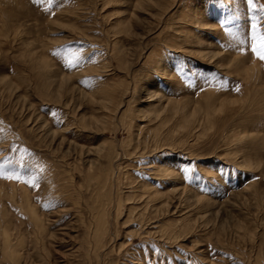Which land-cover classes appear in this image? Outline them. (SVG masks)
<instances>
[{
    "label": "rangeland",
    "instance_id": "rangeland-1",
    "mask_svg": "<svg viewBox=\"0 0 264 264\" xmlns=\"http://www.w3.org/2000/svg\"><path fill=\"white\" fill-rule=\"evenodd\" d=\"M262 6L0 0V264H264Z\"/></svg>",
    "mask_w": 264,
    "mask_h": 264
},
{
    "label": "snow or ice",
    "instance_id": "snow-or-ice-1",
    "mask_svg": "<svg viewBox=\"0 0 264 264\" xmlns=\"http://www.w3.org/2000/svg\"><path fill=\"white\" fill-rule=\"evenodd\" d=\"M35 2H39V0H35ZM51 2L52 0H48L49 4H51ZM249 3L251 4V0H249ZM262 8H264V6H262ZM235 38H236L237 44L240 46H243L248 42L247 33L243 31L236 33ZM241 51L242 52L244 51L243 47H241ZM251 51L257 58L264 61V33H260L257 30L256 23L251 24ZM81 53H82L81 48L73 49L70 46H66L63 52L57 51L56 53H54V55L61 57L66 67L74 68V67H77L82 61L85 60V58L82 56ZM235 90L239 91V87L236 86ZM191 171H192L191 169H184L185 173H188ZM185 178L189 179L190 177L186 175ZM34 181H35V178H33V180L30 182L34 183Z\"/></svg>",
    "mask_w": 264,
    "mask_h": 264
}]
</instances>
